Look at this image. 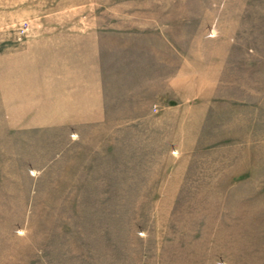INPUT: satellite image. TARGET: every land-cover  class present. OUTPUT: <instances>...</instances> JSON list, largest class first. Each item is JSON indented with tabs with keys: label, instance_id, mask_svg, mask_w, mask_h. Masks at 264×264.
I'll return each instance as SVG.
<instances>
[{
	"label": "rangeland",
	"instance_id": "374dc122",
	"mask_svg": "<svg viewBox=\"0 0 264 264\" xmlns=\"http://www.w3.org/2000/svg\"><path fill=\"white\" fill-rule=\"evenodd\" d=\"M0 264H264V0H0Z\"/></svg>",
	"mask_w": 264,
	"mask_h": 264
},
{
	"label": "crops",
	"instance_id": "0c3cea01",
	"mask_svg": "<svg viewBox=\"0 0 264 264\" xmlns=\"http://www.w3.org/2000/svg\"><path fill=\"white\" fill-rule=\"evenodd\" d=\"M61 41L63 42V45H78L79 43L81 45H93V48L88 49L86 52L83 50L81 52V48L74 49L71 48V56H72V61L74 64V59L77 57V55L80 56L79 59H81L80 62V74L84 76L83 80L87 83V90H88V98L89 99H95L97 94L96 91L97 89V83H96V78H95V65L97 64L96 57H98V52L94 48V42L95 39H92L90 37H86L85 35L83 37H76L74 35L72 36H66L62 37ZM67 52H64V55H67ZM99 65V64H98ZM86 66L87 68L83 70V67ZM86 75V77H85Z\"/></svg>",
	"mask_w": 264,
	"mask_h": 264
}]
</instances>
